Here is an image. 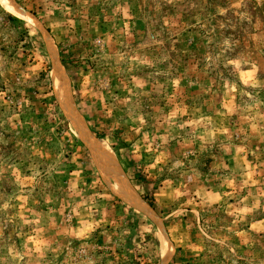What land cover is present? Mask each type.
Here are the masks:
<instances>
[{
  "label": "rangeland",
  "instance_id": "1",
  "mask_svg": "<svg viewBox=\"0 0 264 264\" xmlns=\"http://www.w3.org/2000/svg\"><path fill=\"white\" fill-rule=\"evenodd\" d=\"M8 2L0 264H264V0Z\"/></svg>",
  "mask_w": 264,
  "mask_h": 264
},
{
  "label": "bare ground",
  "instance_id": "2",
  "mask_svg": "<svg viewBox=\"0 0 264 264\" xmlns=\"http://www.w3.org/2000/svg\"><path fill=\"white\" fill-rule=\"evenodd\" d=\"M1 3L3 7L9 11L12 15L26 19L27 14L19 7L15 5H11V3L8 2V0H1ZM58 66V63H57ZM58 71V68L56 67L55 72ZM54 81H55V87L56 91L58 93L59 98L61 99V103L63 107L67 109V86L69 83V79L66 78V85L61 84V82L58 79V76L54 74ZM69 113V121L71 123L72 128L75 130L76 134L86 143L88 149L91 151L93 157H95L98 160L99 163V169L103 175L111 184L114 181L113 189L115 192L120 196V198L126 200L127 202L131 203L133 206L137 207L138 209L141 208V204L139 203L140 200H136L134 196L130 194L128 188L125 186L124 182L122 181V178L118 174L117 168L115 166V162L112 161V158L110 157L109 153L107 152V147L103 140L95 138L91 135V133L84 127L81 126L72 115Z\"/></svg>",
  "mask_w": 264,
  "mask_h": 264
},
{
  "label": "trees",
  "instance_id": "3",
  "mask_svg": "<svg viewBox=\"0 0 264 264\" xmlns=\"http://www.w3.org/2000/svg\"><path fill=\"white\" fill-rule=\"evenodd\" d=\"M143 199L145 200V198H143ZM148 205H149L150 207H152V205H151V204H149V203H148Z\"/></svg>",
  "mask_w": 264,
  "mask_h": 264
}]
</instances>
